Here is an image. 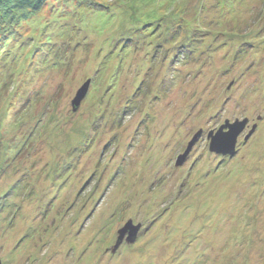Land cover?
<instances>
[{"label": "rangeland", "instance_id": "rangeland-1", "mask_svg": "<svg viewBox=\"0 0 264 264\" xmlns=\"http://www.w3.org/2000/svg\"><path fill=\"white\" fill-rule=\"evenodd\" d=\"M17 32L0 264H264V0H57Z\"/></svg>", "mask_w": 264, "mask_h": 264}, {"label": "water", "instance_id": "water-1", "mask_svg": "<svg viewBox=\"0 0 264 264\" xmlns=\"http://www.w3.org/2000/svg\"><path fill=\"white\" fill-rule=\"evenodd\" d=\"M89 83L90 82L88 81L81 87V89L77 91L76 96L72 101L73 111H76L78 105L86 96L89 88ZM247 123H248L247 119L241 121L235 120L233 123H229L228 121H226L224 125L220 126L219 129L214 134L213 132H210L208 135L209 151L222 155H234L237 139L244 131ZM254 129L255 127L252 128V130L249 132V135L252 133V131H254ZM199 135L200 133H198L195 136L192 144L196 142ZM247 137L245 139H247ZM182 159H180V161ZM139 231H140V226H133L131 222H128L122 229L118 231L119 237L115 248H117L119 244L122 243L123 237L125 236L126 233L128 234L126 242L127 243L134 242Z\"/></svg>", "mask_w": 264, "mask_h": 264}, {"label": "trees", "instance_id": "trees-1", "mask_svg": "<svg viewBox=\"0 0 264 264\" xmlns=\"http://www.w3.org/2000/svg\"><path fill=\"white\" fill-rule=\"evenodd\" d=\"M54 1L57 0H0V48L7 45L15 34L19 37L17 30L39 14L49 2L52 4Z\"/></svg>", "mask_w": 264, "mask_h": 264}]
</instances>
